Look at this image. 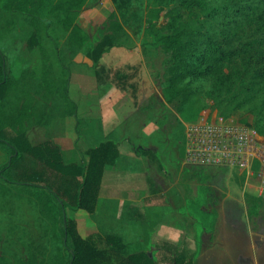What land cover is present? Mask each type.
Instances as JSON below:
<instances>
[{"label": "trees", "instance_id": "1", "mask_svg": "<svg viewBox=\"0 0 264 264\" xmlns=\"http://www.w3.org/2000/svg\"><path fill=\"white\" fill-rule=\"evenodd\" d=\"M88 1L0 0V11L11 17L10 26L21 17L31 31V44L41 54L38 66L24 69L11 81L0 49V179L35 191L49 222L62 223L70 260L64 261L60 248L58 264H154L144 253L130 254L121 235L106 233L107 247H99L100 235L82 237L75 219L67 215L68 208L93 212L101 160L113 150L93 149L89 165L67 164L57 145H32L26 136L31 126L47 125L62 108L64 114L77 112L68 87L70 67L80 51L89 47L88 56L96 64L113 47H133L117 11L93 35L78 23ZM113 2L120 11L132 5V0ZM145 4L148 26L143 43L164 54L166 101L189 106L201 84L209 81L207 96L220 115L247 112L264 125V0H145ZM245 124L264 134V126ZM33 165L41 172H33ZM15 166L23 168L21 178L7 172ZM49 167L60 174L49 173ZM24 264L44 263L34 255Z\"/></svg>", "mask_w": 264, "mask_h": 264}, {"label": "crops", "instance_id": "2", "mask_svg": "<svg viewBox=\"0 0 264 264\" xmlns=\"http://www.w3.org/2000/svg\"><path fill=\"white\" fill-rule=\"evenodd\" d=\"M82 53H78L71 64L68 87L77 112L64 114L62 108L61 113L57 112L47 125H34L26 132L32 145L46 142L57 145L67 164L89 165L93 149L113 150L101 160L103 168L93 212L84 208L68 210L73 214L68 216L75 219L81 236L100 235L99 247H107V230L116 232V229H126L128 223L135 222L139 228L148 226L150 234L140 233L136 240L122 235L123 241L130 254L144 253L154 264H195L202 255L206 257V264H216L219 255L221 259L230 256L234 261L240 258L245 238L241 234L243 230L240 232L239 222H229L226 226L228 235L211 240L201 257L197 258L199 235L194 227L196 218L190 210L182 213L181 209L198 198V186L194 191L183 192L178 186V172V179L173 174L174 181L170 186L158 187L160 178L163 183L171 181L166 173L176 172L178 152H171L173 149L165 137L162 142L152 141L159 136V130L150 121V108L141 103L145 93H133V87L146 81L154 84L144 47L139 44L135 47H113L96 64ZM131 88L132 92H129ZM159 99L165 102L162 95ZM34 136L42 139L36 142ZM51 172L60 174L49 167ZM227 197L234 198L230 194ZM231 203L239 213L241 207L236 204L239 200H231ZM202 210L207 213L214 211L207 205H203ZM174 218H180L187 224L178 225ZM116 223L123 225L116 226ZM216 223L202 232L203 237H211L212 231L219 228ZM147 239L153 245L154 253L143 247ZM132 245L142 247L133 249Z\"/></svg>", "mask_w": 264, "mask_h": 264}, {"label": "rangeland", "instance_id": "3", "mask_svg": "<svg viewBox=\"0 0 264 264\" xmlns=\"http://www.w3.org/2000/svg\"><path fill=\"white\" fill-rule=\"evenodd\" d=\"M113 11H117L125 29L132 36L131 43L133 47L138 44L144 47V55L154 84L146 81L143 85L133 87V93H145V98L141 103L150 108L149 115L152 119L150 121H153L155 129L159 130V136L152 141L154 143L162 142L166 138L173 149L171 152H174V150L178 152L176 172L166 173L169 174L167 176L170 177L171 181L168 184L165 181V184L163 179L160 178L158 187L170 186L174 181L173 174L176 175L175 179H178V172L180 174L178 186L183 192L185 190L194 191L195 186H198V198L187 203L181 209L182 213L190 210L196 218L194 227L199 235L197 258L201 257V253L207 244L211 243V240L214 241L217 237L228 235L226 226L229 225V222L234 224L239 222L240 232L243 230L241 234H244L245 238V247L240 252V258L238 257L234 261L230 256L221 259L222 257L219 255L220 258L216 264H264V185L260 180L257 178L247 180L244 173L235 169L182 165L183 141L186 124L189 122L188 119L204 110L218 112L213 106L212 99L207 96L211 83L209 81L203 82L201 91L186 107L167 102L166 99L165 102L159 99L161 95L165 98L162 88L165 70L163 64L164 54L154 45L143 43L145 38L147 39L145 33L148 26L145 0H132V5L123 11L116 9L113 0H90L78 20L80 25L93 35ZM10 20L9 15L0 11V49L6 56L9 78L14 81L24 69L38 66L41 62V54L38 47L30 42L31 31L27 23L21 17H18V19L15 18L14 25L10 26ZM88 49L89 47L80 52L88 56ZM46 68L49 69V66ZM56 70H59L57 66ZM129 92H132V88ZM54 106L60 109L58 104ZM229 117H234L241 123L258 124L256 117L247 112L240 111ZM258 125L264 126L260 123ZM41 139L33 137L36 142ZM6 158L2 163L6 161ZM32 168L33 172H41L42 170L38 165H33ZM7 172L14 178H21L24 174L23 168L19 166H15ZM42 175L45 176V174ZM42 179L47 180L46 178ZM228 194L234 196V198L227 197ZM236 199L239 200V203L236 204L241 207L239 213L235 205L231 203V200ZM39 205L40 202L35 195V191L26 186L10 184L0 179L1 264H24L34 255L44 264H58L57 260L60 255L58 251L60 248L63 250L64 261L70 260V254L65 248L64 237L61 234L60 227L62 223L60 221L56 224L52 221L50 223L49 217L41 211ZM203 205H207L210 209L213 207L214 211L212 213L203 211ZM69 209H67V212ZM223 210H225L224 213ZM68 214L73 216L71 212H68ZM237 217H239V221ZM224 220H226L225 223ZM174 221L178 225L184 226L187 224L186 221L180 218H174ZM215 222H217L219 228L212 231L210 238L209 235L203 237L202 232L206 228L211 229ZM121 225L123 224L116 223V226ZM127 225L126 229H116V232L115 230H113L114 232L111 230V232L116 235H124L129 240H136L140 233L150 234L151 232L148 226L139 228L140 225L135 222ZM109 232L110 230H107L106 233ZM148 241V239L145 241L143 247L151 249L154 253L152 250L153 245ZM139 247L142 246L132 245L133 249ZM242 256L244 258H241ZM201 258L195 264H206V257L202 255ZM243 259H245V262H243Z\"/></svg>", "mask_w": 264, "mask_h": 264}, {"label": "built area", "instance_id": "4", "mask_svg": "<svg viewBox=\"0 0 264 264\" xmlns=\"http://www.w3.org/2000/svg\"><path fill=\"white\" fill-rule=\"evenodd\" d=\"M183 163L239 170L264 185V134L234 117L204 110L186 124Z\"/></svg>", "mask_w": 264, "mask_h": 264}]
</instances>
